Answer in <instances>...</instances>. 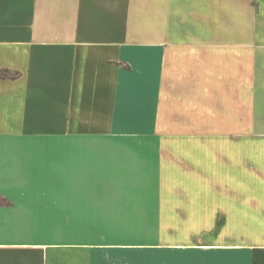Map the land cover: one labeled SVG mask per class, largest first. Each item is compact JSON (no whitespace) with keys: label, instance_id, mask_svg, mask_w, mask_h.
I'll use <instances>...</instances> for the list:
<instances>
[{"label":"crops","instance_id":"crops-1","mask_svg":"<svg viewBox=\"0 0 264 264\" xmlns=\"http://www.w3.org/2000/svg\"><path fill=\"white\" fill-rule=\"evenodd\" d=\"M1 72L0 264H129L91 216L155 191L90 185L152 182L161 212L210 135H247L232 264H264V0H0Z\"/></svg>","mask_w":264,"mask_h":264},{"label":"rangeland","instance_id":"rangeland-1","mask_svg":"<svg viewBox=\"0 0 264 264\" xmlns=\"http://www.w3.org/2000/svg\"><path fill=\"white\" fill-rule=\"evenodd\" d=\"M182 137L188 138V147L194 148V152L186 153L188 160L177 161L189 162L187 167L177 164L187 181L161 184L168 193V197L159 201L161 212L157 209L158 198L152 196L158 193V185L152 182L112 184L106 183V176L101 174L97 176L100 181L90 185L98 195L107 196H122L133 186L155 191L148 193L150 197L146 195L145 204L141 201L138 208L124 206L126 201L122 198H98L97 213L91 216V222L96 223L98 240L128 244L123 253L129 255V264H142L136 263L142 258H146L145 264H154L163 255L175 257L177 264H232L234 257L248 254L232 249L236 219L237 224L241 220V232L246 231L247 216H235L233 202L248 192L247 135H210L208 149L205 150L204 142L203 151L199 152L195 149L196 136ZM177 146L181 147L182 143L178 141ZM205 162L209 164L208 177L204 175ZM202 164L203 176L200 175ZM111 201L113 206L101 207ZM208 244L218 248H198ZM171 245L176 247L170 248Z\"/></svg>","mask_w":264,"mask_h":264},{"label":"trees","instance_id":"trees-1","mask_svg":"<svg viewBox=\"0 0 264 264\" xmlns=\"http://www.w3.org/2000/svg\"><path fill=\"white\" fill-rule=\"evenodd\" d=\"M0 76H1L2 78H4V77L7 76V74H6V72H1V73H0Z\"/></svg>","mask_w":264,"mask_h":264}]
</instances>
